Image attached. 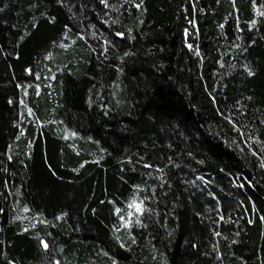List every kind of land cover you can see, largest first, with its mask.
<instances>
[{
	"label": "trees",
	"instance_id": "16d2710c",
	"mask_svg": "<svg viewBox=\"0 0 264 264\" xmlns=\"http://www.w3.org/2000/svg\"><path fill=\"white\" fill-rule=\"evenodd\" d=\"M0 264H264V0H0Z\"/></svg>",
	"mask_w": 264,
	"mask_h": 264
},
{
	"label": "rangeland",
	"instance_id": "374dc122",
	"mask_svg": "<svg viewBox=\"0 0 264 264\" xmlns=\"http://www.w3.org/2000/svg\"><path fill=\"white\" fill-rule=\"evenodd\" d=\"M139 210V204L137 202L132 203V205L130 206L129 211H127L125 214H123V216L120 219V222L122 223H129L132 219L133 216H135V212H137Z\"/></svg>",
	"mask_w": 264,
	"mask_h": 264
},
{
	"label": "flooded vegetation",
	"instance_id": "af4514ba",
	"mask_svg": "<svg viewBox=\"0 0 264 264\" xmlns=\"http://www.w3.org/2000/svg\"><path fill=\"white\" fill-rule=\"evenodd\" d=\"M185 40H186V41L188 40V37H187V36L185 37ZM186 47H187V48H190L189 43H186Z\"/></svg>",
	"mask_w": 264,
	"mask_h": 264
}]
</instances>
